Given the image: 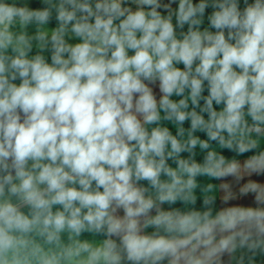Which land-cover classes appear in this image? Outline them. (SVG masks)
<instances>
[{"label":"clouds","instance_id":"1","mask_svg":"<svg viewBox=\"0 0 264 264\" xmlns=\"http://www.w3.org/2000/svg\"><path fill=\"white\" fill-rule=\"evenodd\" d=\"M48 3L32 11L0 0V264H120L114 236L133 264L166 257L178 264L186 241L143 234L141 217L143 227L195 229L207 237L210 247L189 264H212L218 254L235 250L234 236L213 244L215 224L226 231L254 225L264 233V212L228 211L210 220L196 212L163 211L138 186L148 181L159 202L175 203L187 198L183 193L198 174L239 175L237 162L226 164L215 152L202 165L180 154L198 143L208 147L192 137L197 130L228 148L238 135L264 133V0H244L243 10L239 0H211L215 31L201 30L209 0ZM53 9L59 27L50 38L51 63L42 55L29 58V40L9 29L17 21L44 24ZM185 25L178 38L176 29ZM68 33L79 42L68 43ZM9 48L14 56L6 54ZM156 82L159 101L149 86ZM161 119L181 126L190 120L189 139L173 136ZM152 124L157 126L149 131ZM255 146L251 139L236 144L240 153ZM171 158L176 169L166 163ZM246 168L264 170V154ZM154 208L156 215L149 216ZM117 209L123 218L113 215ZM85 231L108 239L98 245L77 239ZM245 243L242 237L240 246Z\"/></svg>","mask_w":264,"mask_h":264},{"label":"crops","instance_id":"2","mask_svg":"<svg viewBox=\"0 0 264 264\" xmlns=\"http://www.w3.org/2000/svg\"><path fill=\"white\" fill-rule=\"evenodd\" d=\"M6 2L13 4L17 7L27 8L32 11H41L50 7L48 0H6ZM163 3H168V0H162ZM194 3H199L200 0H193ZM252 0H249L251 3ZM210 6L205 9L201 30L209 29L210 31H215L210 28L209 17L213 13V8L211 7V0H209ZM129 6L135 10V4H129ZM244 0H239V7L241 10L244 8ZM176 7L175 4L172 6ZM162 14H164L163 9H160ZM173 24H176L175 16L172 19ZM59 27V22L56 19V12L53 9L49 20L44 24H39L35 21L22 25L18 21L9 29L13 34L20 35L23 34L29 40L31 49L28 52V57L32 58L35 55H42L48 63H51L52 49L50 38L53 31ZM188 26L185 25L183 29L177 28L178 38L181 32H187ZM41 33H46L48 36L47 41H40L38 37ZM65 40L70 44L78 43V39L73 37L71 33L65 36ZM43 43V47L41 44ZM7 55L14 56L16 53L12 51L11 48L8 49ZM132 53L130 52L129 55ZM177 67L183 69V64H178ZM15 83L19 84L20 81L16 80ZM157 99L162 96L159 88V82L149 85ZM207 89L203 93L207 96ZM187 95V91L185 93ZM173 100L178 101L181 99L179 96H173ZM204 101H200V106L203 107ZM217 110H220L222 106H217L214 104ZM189 110H192L191 102L189 101ZM197 112L200 111L199 108L196 109ZM164 113L161 112V117ZM204 118L207 119V114H204ZM247 119V118H246ZM251 123V120H248ZM161 127H167L173 136H176L182 142H186L189 139L191 131L190 120H186L183 125H177L174 121H169L161 119L159 122ZM156 124L147 125L149 131L156 127ZM192 137L197 138L199 141H207L208 147L202 148L198 143L195 148L190 151H184L180 154V159L189 160L190 162H195L197 164H203L209 152H215L217 156H222L227 163L237 162L240 165V173L238 176L227 175L224 177H216L206 173L198 174L195 177L194 187L190 190H186L183 196L186 199L178 198L175 203L164 202L161 203L157 200V191L154 189L148 181H139L138 186L145 189V195L151 197L156 201V205L160 210L163 211H178L182 214H188L192 212L199 213L201 217L206 216L210 220H215L216 217L222 213L228 211H240V210H251L256 212H264V170L258 173L251 172V170L246 168V163L256 156L264 154V133L257 135L252 133L250 136L248 134L238 135L233 141V147L228 148L219 144L218 141H209L206 133L204 131H195L191 133ZM249 139L254 140L255 147L250 148V150L240 153L236 147V144L243 140L247 142ZM167 165L172 169L178 167L175 158L167 159ZM162 181H167L168 177L161 175ZM255 186V187H254ZM56 210L55 208L53 209ZM22 211L27 213L29 210L26 207L22 208ZM114 216L118 218H123V209H117ZM156 215V209L154 208L149 216ZM144 217H141L142 232L145 235H164L169 238H176L185 240L186 243L184 247L180 249L183 254L178 261V264H189L191 258H201L202 254L205 253L210 247V245H205L204 240L207 237L201 235H195V229L190 233H165L163 230H157L152 226L143 227ZM203 222V221H202ZM213 244L219 243L220 240L226 239L229 236H234L236 241V248L230 252H224L218 254L213 258L212 264H264V233L260 232L254 225H241L232 231H226L221 225H213L212 230ZM242 237H247V243L240 246V240ZM77 239L81 241H88L92 244H101L108 237L104 233L95 232H83ZM117 244L121 252V262L120 264H133L132 261L127 259L126 252L123 251V247L120 243L118 237H111ZM62 241L64 243L69 242V234H62ZM157 264H171V258L166 257Z\"/></svg>","mask_w":264,"mask_h":264}]
</instances>
